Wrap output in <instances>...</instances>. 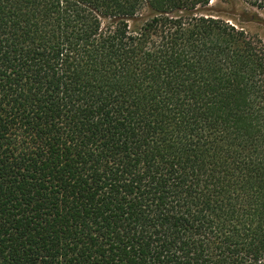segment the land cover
Masks as SVG:
<instances>
[{
	"label": "trees",
	"instance_id": "1",
	"mask_svg": "<svg viewBox=\"0 0 264 264\" xmlns=\"http://www.w3.org/2000/svg\"><path fill=\"white\" fill-rule=\"evenodd\" d=\"M230 1L0 0V264H264V45Z\"/></svg>",
	"mask_w": 264,
	"mask_h": 264
},
{
	"label": "rangeland",
	"instance_id": "2",
	"mask_svg": "<svg viewBox=\"0 0 264 264\" xmlns=\"http://www.w3.org/2000/svg\"><path fill=\"white\" fill-rule=\"evenodd\" d=\"M212 15L227 21L249 37L257 38L264 45V11L252 9L237 0L212 2Z\"/></svg>",
	"mask_w": 264,
	"mask_h": 264
}]
</instances>
